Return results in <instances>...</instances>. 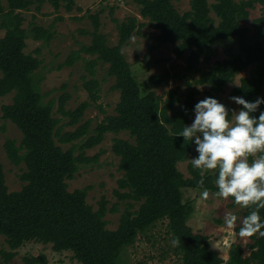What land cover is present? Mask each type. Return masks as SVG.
Returning a JSON list of instances; mask_svg holds the SVG:
<instances>
[{
  "label": "trees",
  "instance_id": "trees-1",
  "mask_svg": "<svg viewBox=\"0 0 264 264\" xmlns=\"http://www.w3.org/2000/svg\"><path fill=\"white\" fill-rule=\"evenodd\" d=\"M132 1L139 6L140 14L160 30L149 51L175 43L176 57L186 56L187 71L199 73V77L191 80L186 75V94L180 92L179 87L170 89L166 98L155 92L143 94L123 47L145 23L134 15L121 21L114 16L115 7H112L110 14L117 23L119 39L116 45H110L107 34L101 31V14L105 9L96 13L90 11L94 27L91 42L72 51L61 66L73 65L84 53L94 56L87 64L90 74L95 75L99 62L107 64L108 75L115 79L113 89L120 92V100L116 113L106 116L93 131L86 124L62 133L61 119L54 113L55 101H46L40 88L41 48L25 51L30 35L49 43L55 29L34 22L28 30L24 27L23 13L17 10H29L37 4L40 11L41 5L49 2L56 10L65 7L71 11L77 2L9 0L8 9L0 0L1 27L6 29L0 39V98L14 93L13 101L2 106L3 117L14 122L23 134L20 144L8 139L5 147L14 164L26 165L21 175L25 182L22 189L9 191L0 163V240L5 238L10 248L0 249L3 264H13L16 250L29 241L52 243L58 252L71 250L82 264H125L124 250L162 220H168V231L172 240L177 241L175 251L182 256V264L224 263L210 237L195 232L189 225L195 205L184 200L183 192L185 188L216 192L215 172H206L204 185L200 186V172L190 161V177H186L178 163L188 161L196 152V145L184 141L182 136L175 137V133L182 130L184 124L192 123L194 106L203 100L198 99L196 84H209L205 97L215 98L238 74L251 68L230 95L248 101L264 97V16L253 33L242 24L258 3L264 6V0H215L213 3L190 0L191 8L184 13L176 8L174 0ZM230 38L237 39L238 52L211 64L209 52L213 43ZM165 78L156 79L159 82ZM84 84L91 99L97 101L100 82L92 77ZM68 99L66 94L61 97L58 111L70 117L71 124H76L90 103L84 101L75 110H66ZM260 111H264V105L255 115L259 116ZM4 129L0 124V132ZM121 132H128L132 139L114 138L113 151L120 157L119 169L124 173L115 193L121 201H127V207L117 229L112 230L108 228L106 215L109 211L117 212L118 207L109 208L108 200L102 196L98 208L94 209L87 201L92 185L70 191L68 180L75 177L80 164L98 159V154L86 156V149L102 143L108 133ZM85 136L86 140L79 146L81 153L76 155L75 141ZM57 139L72 146L64 149ZM248 214L249 209L245 208L244 217ZM261 215L264 216V210ZM251 238L249 256L245 255L241 243L231 245L230 264H264V237L256 234ZM24 262L50 264L45 253L27 255Z\"/></svg>",
  "mask_w": 264,
  "mask_h": 264
},
{
  "label": "rangeland",
  "instance_id": "rangeland-1",
  "mask_svg": "<svg viewBox=\"0 0 264 264\" xmlns=\"http://www.w3.org/2000/svg\"><path fill=\"white\" fill-rule=\"evenodd\" d=\"M6 8L9 9V0H2ZM213 3L215 0H209ZM77 5L73 10L68 11L65 7L58 10L49 2L41 5L40 11L37 10V4L31 6L29 10H17L22 12L25 20L24 27L30 29L31 23H38L44 27L55 29V36L49 42L35 39L32 35L27 39L26 52H34L41 48L40 58L43 60L38 74L42 78L41 92L45 100L53 99L55 101V116L61 119V131H75L80 125H90L93 129L108 115L116 113V107L120 100V92L113 89L115 79L108 75V65L99 62L95 67V75L92 76L87 68L89 60L94 56L82 54L83 58L77 60L71 66H61L69 57L72 51L80 49L84 44L91 42V32L94 30L92 19L89 12L96 13L101 8L105 11L101 14V31L107 34L109 44L118 43L119 34L117 23L113 21L110 10L115 7L114 16L119 20H125L129 16H136L140 22L145 23L140 32L136 30L130 38L128 44L123 47L127 60L132 64V69L140 83L142 93L155 92L163 98L167 97V92L179 87L180 92L186 94L188 89L186 85V75L191 80L199 77V73L188 72L186 69V56L177 58L173 49L175 43H167L161 48L149 51L150 44L155 42L154 36L159 34L160 30L144 18L139 12V6L132 0H76ZM176 8L184 13L190 10V0H174ZM81 8V9H80ZM215 16L214 13H212ZM264 16V6L260 3L254 9L248 19L242 21L243 26L250 28L251 33L256 30L260 24L259 19ZM2 17H0V39L5 35L6 29L1 27ZM238 52V41L236 38L215 41L210 49L209 56L211 64L217 59H224ZM251 68H248L238 74L235 79L228 83L225 91L215 98L228 108L239 110L230 98L231 91L238 86L243 77L249 75ZM168 72V73H167ZM95 77L100 82L99 98L94 101L90 97L89 90L84 81ZM158 78L166 77L162 81ZM199 89L198 99L205 98V92L209 90V84L195 85ZM66 94L69 99L65 105L66 110H75L82 102L90 103L82 119L76 123H70V117L63 115L58 111L60 99ZM14 93L0 98V124L5 129L0 132V163L4 167L6 182L9 191L21 190L25 182L21 179L22 173L26 169L24 163L14 164L6 151L5 143L8 139H15L20 144L23 134L18 126L9 119L3 117L2 106L13 101ZM194 113L192 115V121ZM115 137L130 139L128 132L119 134L108 133L102 143L93 148L86 149L85 154L88 157L98 159L85 164H80V168L73 179L68 180L69 190L73 191L92 185L87 195V201L94 209L98 208V202L105 196L108 200L109 208L118 207L117 212L109 211L106 215L108 228L115 230L119 225L122 212L127 207V201H121L115 191L118 189V180L123 176V171L119 169L120 157L113 151V142ZM87 136L78 139L76 143V155L81 153L80 144L86 140ZM132 139V138H131ZM57 143L64 149L72 146V143H62L57 139ZM198 156L194 152L190 159L185 162H179L178 167L186 177H190L188 164L191 158ZM204 190L195 188H185L184 200H190L195 205V212L188 223L195 232L206 234L210 237L213 248L221 252L224 258L223 264H230L229 250L233 243H241L246 256L251 254L249 244L253 242L251 237H240L238 235L239 221L234 228H228L225 223V216L231 212L237 215L240 220L244 217L245 208L234 204L232 198L222 199L214 195L215 192L208 191L209 196L205 199L201 193ZM132 202V201H130ZM138 208V205L135 206ZM8 247L5 238L0 240V249ZM17 255L13 258V264H25V256H37L45 253L50 264H82L71 250L58 252L53 248L52 243H43L40 241H29L16 250ZM125 264H182V256L175 251V244L168 231V220L158 222L151 230L145 234H140L136 242L128 246L123 252ZM0 264H3L0 262Z\"/></svg>",
  "mask_w": 264,
  "mask_h": 264
},
{
  "label": "clouds",
  "instance_id": "clouds-1",
  "mask_svg": "<svg viewBox=\"0 0 264 264\" xmlns=\"http://www.w3.org/2000/svg\"><path fill=\"white\" fill-rule=\"evenodd\" d=\"M230 99L242 107L230 110L214 97L196 103L192 123L184 124L175 137L182 136L196 145L198 156L191 158V165L200 172V186L204 185L205 173L214 171L218 189L214 195L232 198L235 205L249 209L242 220L227 213L225 225L234 228L239 221L240 237H264V111L255 115L264 105V97L254 101L240 96ZM201 195L206 199L208 190Z\"/></svg>",
  "mask_w": 264,
  "mask_h": 264
}]
</instances>
